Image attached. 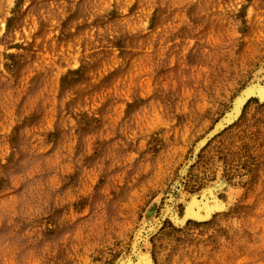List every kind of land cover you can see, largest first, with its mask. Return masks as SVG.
Returning <instances> with one entry per match:
<instances>
[{
  "label": "rangeland",
  "instance_id": "rangeland-1",
  "mask_svg": "<svg viewBox=\"0 0 264 264\" xmlns=\"http://www.w3.org/2000/svg\"><path fill=\"white\" fill-rule=\"evenodd\" d=\"M259 89L264 0H0V264H264Z\"/></svg>",
  "mask_w": 264,
  "mask_h": 264
},
{
  "label": "bare ground",
  "instance_id": "bare-ground-1",
  "mask_svg": "<svg viewBox=\"0 0 264 264\" xmlns=\"http://www.w3.org/2000/svg\"><path fill=\"white\" fill-rule=\"evenodd\" d=\"M252 91H254V90H253V89L250 90V92H252ZM258 92H259V94H260L261 96H264V89H259ZM230 117H231V115H230Z\"/></svg>",
  "mask_w": 264,
  "mask_h": 264
}]
</instances>
